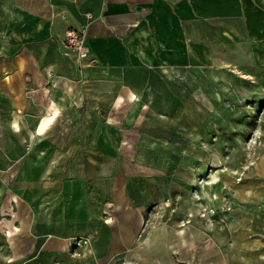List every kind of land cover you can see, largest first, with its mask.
Instances as JSON below:
<instances>
[{
  "label": "rangeland",
  "instance_id": "obj_1",
  "mask_svg": "<svg viewBox=\"0 0 264 264\" xmlns=\"http://www.w3.org/2000/svg\"><path fill=\"white\" fill-rule=\"evenodd\" d=\"M242 9L217 24L224 36L203 42L200 58L145 71L137 101L113 103L110 118L90 115L92 126H112L107 174L96 178L110 177L114 192L83 181L80 205L58 206L69 218L80 211L66 233L33 228L39 197L27 201L18 183H0V264H43L45 253L47 264H264L263 9ZM88 153L67 151L65 165L49 167V179H61L48 181L49 195L87 173ZM24 202L26 230L17 220ZM52 240L65 244V256L46 251ZM106 243L108 260L98 252Z\"/></svg>",
  "mask_w": 264,
  "mask_h": 264
},
{
  "label": "crops",
  "instance_id": "obj_2",
  "mask_svg": "<svg viewBox=\"0 0 264 264\" xmlns=\"http://www.w3.org/2000/svg\"><path fill=\"white\" fill-rule=\"evenodd\" d=\"M245 5L247 13L249 7L257 14L263 9L258 22L264 37V0H0V183H18L14 188L27 201L39 197L33 228L38 224L46 231L66 233L80 211L69 218L58 206L71 202L78 207L86 197L81 192L85 180L113 194L110 177L96 178L107 174L112 126L96 128L90 115L99 119L103 111V118H110L113 103L137 101L146 84L145 71L164 63L163 69H175L177 59L183 64L195 61L203 42L224 36L217 24L243 14ZM69 28L83 31L86 60L64 47ZM71 150L92 151L85 162L87 173L62 180L64 185L49 195L53 186L48 181H61L59 176L49 179V167L64 164ZM21 165L23 172L16 176ZM10 192L4 196L13 199L15 193ZM56 198L58 203L53 202ZM21 207L16 218L26 230L29 213L25 202ZM111 247L100 244L97 251L108 252V260ZM46 251L65 256V244L52 240ZM47 257L43 254V264Z\"/></svg>",
  "mask_w": 264,
  "mask_h": 264
},
{
  "label": "built area",
  "instance_id": "obj_3",
  "mask_svg": "<svg viewBox=\"0 0 264 264\" xmlns=\"http://www.w3.org/2000/svg\"><path fill=\"white\" fill-rule=\"evenodd\" d=\"M63 45L67 50L74 52L80 60H86L88 50L84 41V33L81 29H67L64 34Z\"/></svg>",
  "mask_w": 264,
  "mask_h": 264
}]
</instances>
